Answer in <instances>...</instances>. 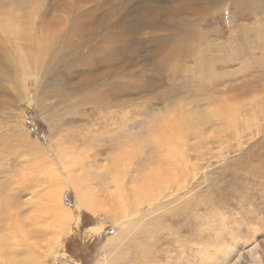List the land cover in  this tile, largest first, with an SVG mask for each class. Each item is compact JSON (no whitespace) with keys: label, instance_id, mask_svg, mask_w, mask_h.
<instances>
[{"label":"rangeland","instance_id":"1","mask_svg":"<svg viewBox=\"0 0 264 264\" xmlns=\"http://www.w3.org/2000/svg\"><path fill=\"white\" fill-rule=\"evenodd\" d=\"M174 171L170 255L264 264V0H0V264L133 255Z\"/></svg>","mask_w":264,"mask_h":264},{"label":"bare ground","instance_id":"2","mask_svg":"<svg viewBox=\"0 0 264 264\" xmlns=\"http://www.w3.org/2000/svg\"><path fill=\"white\" fill-rule=\"evenodd\" d=\"M184 130V129H183ZM181 130V131H183ZM175 131H179L178 129H175ZM179 132V134L175 135L177 137H182V132ZM184 133V132H183ZM171 134V138L169 135V144L165 145L163 148L169 153V155H173L174 151L176 150V146L172 143V138L174 137V135L172 133ZM163 161V160H162ZM165 161V159H164ZM169 161H167V164ZM173 162V161H172ZM166 163V161H165ZM159 164V163H158ZM162 164V163H161ZM178 164V163H176ZM195 164V163H194ZM164 165V164H163ZM162 165V166H163ZM188 165V164H187ZM180 167V165L178 166ZM190 167V166H189ZM172 169V168H171ZM155 170V169H154ZM173 170H176V168H174ZM171 170V171H173ZM180 170V169H179ZM166 171V170H165ZM170 171V172H171ZM179 172V171H178ZM168 173V172H166ZM151 174V173H150ZM165 175V174H164ZM163 175V176H164ZM168 175V174H167ZM175 171L172 173L171 176H162V178L156 179L154 186H152L154 179L152 180L151 178H147V180H145L144 182L146 183L145 186L142 185V188L139 190L137 189L135 191L134 194V212L131 213L134 216V219L132 221V224L129 226L130 228L133 226V230H137L135 231L136 234L134 237H132L133 239H131L132 242V249H133V255H118L114 258L111 259V262L109 264H217V262H219V257H215L216 255H170L171 253V246L174 243L178 242V239L176 238V233L178 231H174V229L172 228V226H167L166 228L168 229L167 234L163 236H160L159 232H162L160 229L163 226L162 223L167 220V217H169L168 214L165 213H159L158 211H162V209L164 208V206L160 205V198L163 195V188L165 191H167V187L168 185H172L174 184L178 178L177 175L175 177ZM149 176V174H148ZM158 176V175H157ZM120 177V176H118ZM138 177V176H137ZM179 177V176H178ZM121 178V177H120ZM184 178V177H183ZM118 179V178H116ZM121 180V179H120ZM118 179V181H120ZM150 180H152V184H150ZM181 181V180H180ZM179 181V182H180ZM184 181V179H183ZM46 182V180H45ZM117 182V181H116ZM124 182V181H123ZM178 182V181H177ZM46 185V184H45ZM117 185V184H116ZM118 187V186H116ZM175 188V187H174ZM178 188V187H177ZM176 188V189H177ZM118 189V188H117ZM123 189V188H122ZM120 192V191H119ZM47 195V194H46ZM56 197V196H55ZM58 197V194H57ZM56 197V198H57ZM60 198V197H59ZM86 198V197H85ZM168 198V197H167ZM83 199V197H82ZM54 200V199H53ZM1 201V200H0ZM82 203L84 205V207H87V204H89L90 202L86 201L85 199L82 200ZM43 204V202H42ZM52 204V203H51ZM91 204V203H90ZM165 204V203H164ZM9 205V203H8ZM90 206V205H89ZM88 206V207H89ZM121 206V205H120ZM125 206V205H124ZM2 207V206H1ZM53 208V207H52ZM144 208H147L148 212L147 217L149 215H153L150 219H148L146 222L144 223L142 221H145L144 219H146V214H142V211ZM124 209V208H122ZM188 209V208H187ZM193 209V208H192ZM60 210V209H59ZM63 210V209H62ZM198 210V209H197ZM186 211V210H185ZM132 212V211H130ZM156 212L158 214H156ZM183 212V211H182ZM121 215H130V213H128V210H122L121 211ZM55 214V213H54ZM61 214V211H60ZM185 214V213H184ZM191 214V213H190ZM193 214V213H192ZM43 215V214H42ZM171 215V214H170ZM44 216V215H43ZM182 216V215H181ZM187 216V215H186ZM185 216V217H186ZM60 217V216H59ZM62 217V216H61ZM65 218L67 216H64ZM62 217V218H64ZM172 217V222H175L178 226L180 227H186L187 228V223L184 220V215L182 218H176L177 216L175 215H171ZM36 219L39 218V216L35 217ZM61 218V219H62ZM121 218V217H120ZM190 219V218H189ZM193 219V218H192ZM188 220V219H187ZM190 221V220H189ZM166 222V221H165ZM171 222V223H172ZM125 223V222H124ZM143 223V225L141 226L140 224ZM128 224V223H127ZM126 224V225H127ZM130 224V222H129ZM169 224V223H168ZM62 225V224H61ZM162 225V226H161ZM123 226V225H122ZM128 226V225H127ZM128 227V229H129ZM174 227V226H173ZM176 227V226H175ZM179 227L178 230H180L181 228ZM94 230H101L102 227H94L92 228ZM165 229V228H164ZM166 229V230H167ZM177 229V227H176ZM194 229V228H193ZM173 230V231H172ZM188 230V228H187ZM142 232V233H141ZM189 232V231H188ZM187 232V233H188ZM141 233V234H140ZM183 233V231H182ZM186 233V232H185ZM186 233V234H187ZM192 233V232H191ZM126 233L122 232L121 235H117V238H112L111 241L109 242V246H116V240L118 239H123L124 237H126L125 235ZM190 234V232H189ZM178 235V234H177ZM217 235V234H216ZM221 236V235H220ZM178 237V236H177ZM220 238V237H219ZM161 239H163L161 243H159L158 241H160ZM203 239V237H202ZM119 241V240H118ZM223 241V240H222ZM216 242V241H215ZM226 242V241H225ZM108 243V241H107ZM178 244V243H177ZM216 245V244H213ZM225 245V244H224ZM5 246V245H4ZM114 246V247H115ZM177 246V245H176ZM219 248L221 247V245H219ZM1 247V244H0ZM181 247V246H179ZM178 247V248H179ZM183 248V247H181ZM208 249V248H207ZM182 250V249H181ZM210 250V249H208ZM230 250V249H229ZM229 250L226 251L225 256L229 253ZM114 251V250H113ZM183 251V250H182ZM218 251V250H217ZM225 251V250H223ZM184 252V251H183ZM185 253V252H184ZM217 253V252H216ZM182 254V253H181ZM230 255V253H229ZM219 256V255H218ZM215 260V261H214ZM228 261V260H227ZM221 262V261H220ZM28 264H35V262L33 260H28L27 261ZM11 264V263H10ZM219 264V263H218Z\"/></svg>","mask_w":264,"mask_h":264},{"label":"trees","instance_id":"3","mask_svg":"<svg viewBox=\"0 0 264 264\" xmlns=\"http://www.w3.org/2000/svg\"><path fill=\"white\" fill-rule=\"evenodd\" d=\"M83 219H85L86 220V215L83 217ZM86 225V224H85Z\"/></svg>","mask_w":264,"mask_h":264}]
</instances>
